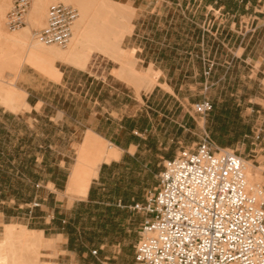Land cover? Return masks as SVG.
I'll return each mask as SVG.
<instances>
[{
  "label": "rangeland",
  "instance_id": "rangeland-1",
  "mask_svg": "<svg viewBox=\"0 0 264 264\" xmlns=\"http://www.w3.org/2000/svg\"><path fill=\"white\" fill-rule=\"evenodd\" d=\"M257 2L261 6L256 8L264 10V0H158L152 8L139 12L135 9L132 24L137 29L133 37L123 41L128 52L123 59L129 60L130 51L135 50L131 66L142 73L150 68L160 73L161 81H168L178 95L181 103L176 105L170 102L175 98L165 94L161 86H156L150 97L151 91L146 88L137 92L135 86L125 84L116 75L125 62L102 52L93 54L86 69L92 78L66 62H57L56 67L66 73L72 91L67 102L60 105L68 110L67 114L59 112L56 117L50 107L42 115L33 108L13 113L0 104V212L9 211L8 215L14 217L5 224L0 219V243L5 225L19 224L29 230L43 227L45 220L39 217L46 212H40L42 206L53 212L58 205L55 219L44 235L58 242L54 249L42 250L40 259L44 264H53L48 260L63 255L62 249L67 246L82 258L83 264H137L135 246L144 220L133 205L144 203L158 186L166 155L181 147L180 152L195 149L205 133L214 146L234 150L252 163L255 181L258 179L255 187H264V65L260 68V63L256 64L264 53V11H257ZM56 3L77 8L78 20L82 18L78 5L57 0L46 6L45 20L48 8ZM11 5L12 2L9 8ZM29 14L30 11L25 26L15 34L26 28ZM41 29L35 28L32 35L39 44L37 34ZM241 38L245 39L244 46L253 50L251 62L239 58ZM23 71L27 74L23 80L30 79L33 84L40 74L48 77L31 65ZM1 79L5 86V77ZM23 80L17 82V87L28 92ZM89 88L101 93L95 110L101 114L103 132L114 135V130L122 126L125 144L132 138L140 144L139 151L135 155L126 151L120 162L103 164V174L89 197L67 199L60 193L56 196L58 203L50 196L44 201L47 196L43 197V188L38 187L42 175L57 168V158L62 154H68L67 169L71 170L75 163L78 146H70V141L80 142L82 129L77 134L63 122L77 125L78 121L90 120L91 108L87 106L91 98L84 96ZM205 99L213 108L208 115L200 116L194 105ZM27 100L33 106L34 98ZM144 110L151 118L144 117ZM136 111L137 117L129 118ZM135 130L140 135L145 130L149 132L137 136ZM51 144L59 147L51 148ZM35 202L40 206L34 207ZM30 211L33 219L26 226L28 216L21 219ZM56 233L64 236H53ZM67 238L69 244L64 245ZM92 250H98L97 257Z\"/></svg>",
  "mask_w": 264,
  "mask_h": 264
},
{
  "label": "built area",
  "instance_id": "built-area-1",
  "mask_svg": "<svg viewBox=\"0 0 264 264\" xmlns=\"http://www.w3.org/2000/svg\"><path fill=\"white\" fill-rule=\"evenodd\" d=\"M32 2L12 1L6 15L11 32L25 26ZM48 9L37 39L67 48L79 11L63 3ZM212 108L206 99L194 105L200 116ZM195 147L165 161L158 186L133 205L144 220L136 263L264 264V187L250 186L242 155L214 146L209 134ZM91 254L97 257L98 250Z\"/></svg>",
  "mask_w": 264,
  "mask_h": 264
},
{
  "label": "bare ground",
  "instance_id": "bare-ground-1",
  "mask_svg": "<svg viewBox=\"0 0 264 264\" xmlns=\"http://www.w3.org/2000/svg\"><path fill=\"white\" fill-rule=\"evenodd\" d=\"M56 1L33 0L31 10L29 8L30 19L26 28L22 32L10 34L6 30V15L12 0H0V104L4 108L13 113L30 109L26 92H22L17 87L18 79L26 65L43 70L58 79L60 71L55 67L58 61L85 69L96 52L112 55L117 60L125 62L120 69L116 70V75L128 85L135 86L137 92L142 88L152 91L156 86L170 90L167 84L161 81L160 73L152 68L146 73L134 70L131 66L134 62L132 63L130 59L135 50L130 51L129 60L123 59V56L128 53L123 48V41L134 30V24H132L135 15L134 7H126L112 0H68L78 5L82 14V18L75 22L69 50L63 52L34 42L33 30L43 28L46 22L45 8L49 2ZM3 77L6 79L5 86H2L1 78ZM78 151L79 156L68 186L67 196L70 199L73 196L87 197L91 183L99 176L101 166L121 158L120 149L110 146L105 139L92 132L87 134L84 144ZM243 164L250 186L256 188L258 179L255 181L253 164L245 160ZM28 231L17 224H11L5 228L4 237L0 243V264H44L40 259L43 255L42 250L54 249L58 240L47 238L42 232L28 233Z\"/></svg>",
  "mask_w": 264,
  "mask_h": 264
},
{
  "label": "crops",
  "instance_id": "crops-1",
  "mask_svg": "<svg viewBox=\"0 0 264 264\" xmlns=\"http://www.w3.org/2000/svg\"><path fill=\"white\" fill-rule=\"evenodd\" d=\"M112 1H115V2H117V3H119V4L123 5V6H126V7H128V6H130L132 8L134 7L137 10V12L143 11V9H146V8H152L154 5H156L158 3V0H112ZM256 6L260 7L261 3L257 2L255 4V8H256ZM257 11L260 12V13H263L262 11H264V10L257 9ZM256 18H258V17L256 16ZM136 29H137V26H135L134 33L132 35L130 34L129 36L133 37L135 35ZM127 38L128 37H126L124 39V41L127 40ZM241 39H242L241 40V44L237 48V51L241 50L239 58H242V61H244L245 63L251 62V61H253V56H252L253 55V50L249 51L248 47L244 46L245 39L244 38H241ZM260 56H261V58L256 60V64L259 62L260 63L259 67L261 68L264 65V53H261ZM150 65H153V64L151 63ZM68 66L72 67L75 70L78 69L79 72L82 73V75L88 76V78H92L91 74H89L86 71L88 66L85 69L78 68V67H73V66H70V65H68ZM55 67H56V65H55ZM56 69L60 71V77L58 79L54 78L52 75H49V74L45 73L43 70H41V71L45 75H47L49 78L44 76V75H42V74H40V75H38V81L37 82L35 81L34 84H33V82L30 79L23 80L24 78H26V75H27V74H25L24 71H22V73L20 75V78L18 79V81L23 80V83H24L23 86L28 91V92H26L25 90H22V91L26 92L27 99L32 97L35 100L33 106L28 100H27V103L29 104L30 108H33L35 110V112L38 113L39 115L44 114L45 109L47 107H50L53 110V112H51V110H50V112L52 114H54V116H56V117L59 114V112L63 113V115L68 113V110L62 109L60 107V105L62 104V101H64L66 103L68 98L72 94V91L69 89V81L67 82V80H69V79H67V76H66L65 72H62L57 67H56ZM259 71L260 70H258L257 73ZM257 76H258V74H257ZM93 84H94V81H93ZM125 84H127V83H125ZM165 84H167V86L169 87L170 90H165V89H163L161 87L163 89L164 93L168 94L169 96H171L173 98H175L174 100H172L170 102L174 103V105H176L178 102L181 103L178 95L175 93V91H173V89L171 88L169 82L166 81ZM206 84H208V79H207V83ZM156 89L157 88L155 87L153 89V91L150 92V97L154 94ZM91 92H92V89L89 88L84 93V96L86 97V99H88L89 97L91 98V101L89 102V104L87 106L88 108H91L90 120L87 123H83V122L78 121L77 125H72L71 123L63 122V126H64V124H66L67 126H71V128H73L75 130V133H77V134L82 129V133L83 134H82L80 142L76 143V142H73V140L70 141V146L73 145V144H76L78 146V148L76 149V151H77L76 152V160H75V163L72 166L71 170H69V169H67L65 167L66 166V160H67V158H69L68 154H62L61 158L60 157L57 158V159H59V164L57 165V168H55L56 170L53 169L51 173H45V174L42 175V178H40V183L41 184H38V187L43 188V191H42L41 195L43 197L47 196V197H44V199H43L44 201H46L47 198L50 196L51 199H53L55 202L58 203L59 201L57 200L56 196L58 194H60V193H62L60 196L65 195L63 197L69 199V196H67L68 189H69L68 186H69V182H70V179H71L73 171H74L73 168H74V166H75V164L77 162L78 156H79V151L78 150H79L80 146L84 144V141H85V139L87 137V134L89 132H92L94 134L99 135L100 137L105 139L107 142L109 141L108 143H109L110 146L116 147V148L121 150V158H120V160L114 161V162H120L122 157H123V153L126 152V151L128 153H130V155H135L139 151L140 144L135 142L132 138H131V140L128 143L125 144V141L127 139L124 138V136H123L124 131L122 130V126H120L121 130H118V129L114 130V135H107V134H105L103 132V124L104 123H101V121H99L100 120L99 116L101 114L99 112H97V110H95L96 106L100 104L99 103V99H100V94L101 93L100 92L97 93V91H96L95 93L92 92L93 93L92 94ZM94 96H96V97H94ZM168 101L169 100H166L165 104ZM144 111H145V114H146V115H144V117L145 118H151L150 113L147 110H144ZM137 112L138 111H136L135 115H131L129 118H131V117L132 118H136L137 114H138ZM141 112H143V110H141ZM113 117H114V119H116L115 116H113ZM63 119H64V117H63ZM107 120H110V119L107 118ZM174 122L177 123L179 127L182 126V125H180L178 123V121H174ZM148 132H149L148 130H145V132H143L140 135L139 131L135 130V132H133V133L136 134L137 136H143V135H146ZM144 138H146V137H144ZM54 146L55 147H59L58 144H51L49 147L52 148ZM181 149H182V147L179 149V151H175V152H173V154L166 155L167 159H165L163 161V163L165 161H167L168 159H171V158H174L175 156H177L180 153ZM132 150H134V152L131 154ZM43 161H44V156L41 159L42 163H43ZM111 164H106V165L110 166ZM102 174H103V168L100 170L97 180H94L91 183V188H90V191H89V194H88L87 197L90 196V193H91L92 189L94 188V185H97L96 181L100 180V177H101ZM49 185L52 186L53 188H50ZM57 208H58V205H55L54 211L51 212L50 211L51 209L49 207H47L45 205L42 206V209H40V212H43V213L46 212V215L44 214V216L39 217L40 219H44L45 220L43 222L44 223L43 227L32 228L33 230H29V229L28 230L31 231V232L32 231H37V232H42L43 231L42 233L45 235L46 231L48 230L47 226L52 224V221L55 219V211L57 210ZM6 212H7V214H6ZM8 212L9 211H4V210H3V212H0V215H1L0 219L3 221L4 224L10 218H14L13 216L8 215ZM32 214H33V211H30V214L27 213L26 215H23V218L21 220H24L25 217L28 216V218H27V223L28 224L26 226H28L30 224V220L33 219ZM11 224H13V223H10L9 225H11ZM9 225H5V228L7 226H9ZM17 225H19V224H17ZM3 233H5V232H3ZM58 235H61L62 237L64 236L63 233H56L53 236L56 237ZM3 237H4V234H3ZM67 240H68V238H67ZM68 244H69V240L64 245H68ZM62 252H63V255L57 257L56 259H52V260L50 259V260H48V262L53 263V264H83L82 260H81L82 258L80 256H78V254L70 251L69 246L63 248Z\"/></svg>",
  "mask_w": 264,
  "mask_h": 264
}]
</instances>
